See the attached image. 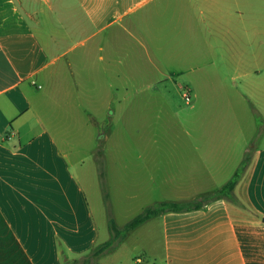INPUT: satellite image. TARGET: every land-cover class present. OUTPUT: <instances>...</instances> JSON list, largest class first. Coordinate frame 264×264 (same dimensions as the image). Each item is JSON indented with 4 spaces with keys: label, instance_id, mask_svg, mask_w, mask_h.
Returning <instances> with one entry per match:
<instances>
[{
    "label": "crops",
    "instance_id": "obj_1",
    "mask_svg": "<svg viewBox=\"0 0 264 264\" xmlns=\"http://www.w3.org/2000/svg\"><path fill=\"white\" fill-rule=\"evenodd\" d=\"M180 80L196 102L211 92L210 106L232 105L231 81L234 102L261 106L257 129L237 114L136 132L132 180L158 188L155 205L183 203L220 190L245 162L236 201L135 230L158 226L153 264H264V0H0V264H62L100 245L73 171L76 140L113 108L131 126L171 108ZM59 99L69 131L51 114Z\"/></svg>",
    "mask_w": 264,
    "mask_h": 264
},
{
    "label": "rangeland",
    "instance_id": "obj_2",
    "mask_svg": "<svg viewBox=\"0 0 264 264\" xmlns=\"http://www.w3.org/2000/svg\"><path fill=\"white\" fill-rule=\"evenodd\" d=\"M180 83L183 84V88L180 87L177 90L171 108H152L153 111L148 120L147 116L138 118L132 126L121 120L118 112L120 108H113L116 111V116L111 119L100 118L99 123L88 128L83 132L84 135L76 140L78 141V146L75 145L77 154L70 156L73 171L83 185L91 204L99 230V244L110 239V217L115 220L119 227H123L148 206H156L158 201L164 199L161 194L158 195V188L150 185L151 183L146 177H141L138 181L132 180L130 163L133 162L135 165L137 163L134 157L131 158L130 155L132 134L155 130H194L195 122L198 121L199 117L233 116L237 114L244 117L250 116L253 123L248 125L247 131H256L255 119L258 118V112H261L262 108L258 102L254 104H244L239 101L237 104L234 102L231 97L233 91L231 81H228L231 89L230 95L228 92L225 94L228 101H232V105L217 99L212 106L209 105L212 101L209 97L211 92H198L202 95V102H196L195 92L192 91L193 86L188 81L182 83L180 80ZM185 93H188L192 99L190 105L185 102L183 96ZM55 98L58 99L60 96L57 95ZM59 100L63 101L61 103L64 106L52 108L51 114L58 122L62 121L63 124H66L69 131V101ZM257 141V139L254 140L253 146L259 145ZM67 152L69 153V149ZM80 160L83 162L80 163ZM235 201V198L229 200L231 206H234ZM136 230L129 232L125 239L98 260L86 257V255L74 256L71 257L70 263L134 264L133 260L140 255L146 258L145 261L153 264L154 261L161 258L162 254L161 235L158 226L153 227L152 224H146L140 231ZM145 239L148 244L146 247H144ZM143 253H146L147 256H143Z\"/></svg>",
    "mask_w": 264,
    "mask_h": 264
},
{
    "label": "trees",
    "instance_id": "obj_3",
    "mask_svg": "<svg viewBox=\"0 0 264 264\" xmlns=\"http://www.w3.org/2000/svg\"><path fill=\"white\" fill-rule=\"evenodd\" d=\"M246 166L245 162L239 168L233 178L225 184L220 190L207 194L203 196L201 199H197L194 201L183 202V203H173V202H162L156 206H151L146 208L141 214L134 217L128 223H126L123 227H119L115 220L110 217L109 218V232L110 239L103 244L95 246L90 252L87 254H83L81 256L91 257V259L98 260L104 254L112 250L116 247V245L126 238L127 234L147 221L156 218L165 213H187L192 211H197L202 209L205 205L220 199L230 200L234 199V190L241 178L244 167ZM70 257L63 254V262L62 264H71ZM83 264H90L89 262H85ZM98 264V263H94Z\"/></svg>",
    "mask_w": 264,
    "mask_h": 264
},
{
    "label": "built area",
    "instance_id": "obj_4",
    "mask_svg": "<svg viewBox=\"0 0 264 264\" xmlns=\"http://www.w3.org/2000/svg\"><path fill=\"white\" fill-rule=\"evenodd\" d=\"M185 102L190 105L192 103V99L188 93L183 94Z\"/></svg>",
    "mask_w": 264,
    "mask_h": 264
}]
</instances>
